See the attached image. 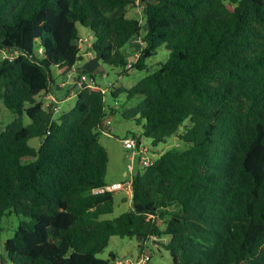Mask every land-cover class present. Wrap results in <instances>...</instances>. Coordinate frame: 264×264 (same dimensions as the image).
I'll return each mask as SVG.
<instances>
[{"label":"trees","instance_id":"trees-1","mask_svg":"<svg viewBox=\"0 0 264 264\" xmlns=\"http://www.w3.org/2000/svg\"><path fill=\"white\" fill-rule=\"evenodd\" d=\"M139 3L143 35L129 16ZM79 25L102 63L147 69L110 92L140 99L123 112L143 121L140 137L178 141L153 146L154 163L131 178L133 207L113 219L102 216L120 189L106 188L100 135L118 109L107 112L97 75L82 71L97 85L58 118L38 99L55 93L53 68L83 60ZM137 38L138 59L123 50ZM163 45L167 59L149 67ZM1 54L0 106L18 117L0 132V240L6 215L24 219L0 264H115L98 257L112 236L142 249L157 237L173 264H264V0H0Z\"/></svg>","mask_w":264,"mask_h":264},{"label":"rangeland","instance_id":"rangeland-1","mask_svg":"<svg viewBox=\"0 0 264 264\" xmlns=\"http://www.w3.org/2000/svg\"><path fill=\"white\" fill-rule=\"evenodd\" d=\"M142 9L143 7L141 6V3H139V6L136 9L132 8L129 11V16L136 17L141 20V35H143L147 29V23L144 19V15L142 14ZM79 28L83 38H85L80 45L86 50V54L88 52L87 46L90 42H92L93 35L89 28L82 25H79ZM142 45V39L137 38L132 43V46L127 45L123 48V50L131 51L132 56L135 52L140 51ZM85 54H83V60L79 61L74 69L60 70L53 68L56 80L53 85L55 93L51 94H53V97L55 95V97L59 99L57 104L54 103L56 102L55 97L51 98L49 95L38 97V99L43 101L46 109H52V118H58L75 106L77 100L76 92L88 83L87 80L80 81L83 75L88 77V81L90 78V74L88 75L82 73L83 70H89L90 72L96 74L98 82H100L103 86H110L106 94L107 112L110 113L111 108H117L118 111L104 122V129L100 135V142L105 146L109 154V163L106 174L107 183L110 185H119L123 183L122 187L118 188L120 191L114 192V211L110 214L102 216V218L113 219L133 207L131 177L128 176L130 174L127 175L125 173L129 172L130 165H133L134 171H137L140 168L139 157L136 156L134 159L130 155V152L124 147L122 138L134 134L140 136L143 130V121H137L133 118L129 119L123 115V112L127 108H130L139 102V98L128 99L125 93L120 94L118 97H113L110 92L114 89V87L119 85H123L125 87L132 86L135 82L142 79L148 71L147 69L139 70L137 68H132L126 74L123 73L122 67H110L102 63L97 54ZM1 56L2 54L0 57ZM167 57L168 51L163 45L159 48L158 53L148 60V65L149 67L157 68L161 62H164L167 59ZM131 59L134 58L131 57ZM75 76L78 78H76L77 80L75 79V88L77 90L74 91V87L72 89V84H66L72 83ZM65 82L67 83L65 84ZM0 109V132H2L16 117H18V114L13 113L3 103H1ZM23 120L25 124L30 122L29 117L26 114L23 115ZM143 140L150 146H156L159 153L169 146H174L178 142L176 136L168 137L166 141H163L158 145H154L151 138L143 137ZM40 143L41 139L37 137L29 140V145L32 147H38ZM127 179L128 183L126 184L124 182ZM125 197H127V200H124ZM176 210L177 208L175 206H171L170 211ZM23 219V216L17 215L14 212L3 218V226L5 229L0 240V254L5 252L4 244L6 240L15 234L16 229ZM160 241L161 239L153 236L148 241V247L142 249L140 246L142 241L135 237L122 238L119 236H112L109 245L98 254V257L102 259H109L111 257V253H113L118 259L131 258L133 261H138L142 255H150V260L145 264H173L170 252L162 247ZM162 241H164V239ZM156 246L161 247V250L155 249Z\"/></svg>","mask_w":264,"mask_h":264},{"label":"built area","instance_id":"built-area-1","mask_svg":"<svg viewBox=\"0 0 264 264\" xmlns=\"http://www.w3.org/2000/svg\"><path fill=\"white\" fill-rule=\"evenodd\" d=\"M138 1V0H137ZM140 54L138 52L135 53L136 59H138ZM132 63L130 62L128 66L130 67ZM90 81V82H89ZM89 81L87 80V84L85 86H95L97 85L96 79L91 77L89 78ZM101 84V83H100ZM83 86V87H85ZM104 91H108L110 86H103L101 84ZM82 87V88H83ZM111 130V129H110ZM124 147L130 152V155L135 159L136 156L139 157V164L141 168L148 167L152 165L157 158L158 154L157 152L153 151V146L148 145L144 140L143 137L137 136V135H130L127 137L122 138ZM126 174H130L129 176L132 178L136 174V172L133 169V165H130L129 172ZM122 184H114L107 186L106 188L108 190L112 189H118L122 187ZM150 255H142V257L138 261H133L131 258H124V259H117L115 261V264H145L150 260Z\"/></svg>","mask_w":264,"mask_h":264},{"label":"crops","instance_id":"crops-1","mask_svg":"<svg viewBox=\"0 0 264 264\" xmlns=\"http://www.w3.org/2000/svg\"><path fill=\"white\" fill-rule=\"evenodd\" d=\"M83 54H85V53H83ZM86 54H91V55H93V54H95V53L92 52V51H88ZM86 54H85V55H86ZM134 54H135V53H134ZM73 69H74V68H73ZM78 76H79V75H78ZM76 78H78V77L75 76V77H74V81H72V83H68V84H66L67 82H65L66 85H71V84H72V89H73V87H74V89H73L74 91L77 90V89L75 88V84H76V80H77ZM75 79H76V80H75ZM82 80H83V81H84V80H88V77H86V76L83 75V77H82V79H81L80 81H82ZM80 81H79V82H80ZM76 93H78V92H76ZM48 95H49L51 98H54V97H55V95H54V97H53V94H51V93L48 94ZM55 99H56V102H54V103L57 104L58 101H59V99H57L56 97H55ZM125 174H126V173H125Z\"/></svg>","mask_w":264,"mask_h":264}]
</instances>
